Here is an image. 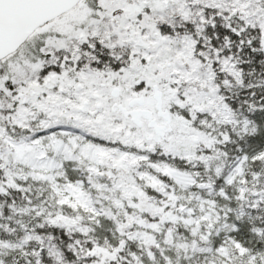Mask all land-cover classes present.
<instances>
[{"label": "snow or ice", "instance_id": "1", "mask_svg": "<svg viewBox=\"0 0 264 264\" xmlns=\"http://www.w3.org/2000/svg\"><path fill=\"white\" fill-rule=\"evenodd\" d=\"M0 264H264V0H0Z\"/></svg>", "mask_w": 264, "mask_h": 264}]
</instances>
